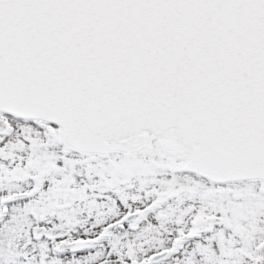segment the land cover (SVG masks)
Returning a JSON list of instances; mask_svg holds the SVG:
<instances>
[{
	"label": "snow or ice",
	"instance_id": "1",
	"mask_svg": "<svg viewBox=\"0 0 264 264\" xmlns=\"http://www.w3.org/2000/svg\"><path fill=\"white\" fill-rule=\"evenodd\" d=\"M0 264H264V0H0Z\"/></svg>",
	"mask_w": 264,
	"mask_h": 264
}]
</instances>
